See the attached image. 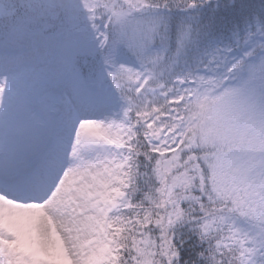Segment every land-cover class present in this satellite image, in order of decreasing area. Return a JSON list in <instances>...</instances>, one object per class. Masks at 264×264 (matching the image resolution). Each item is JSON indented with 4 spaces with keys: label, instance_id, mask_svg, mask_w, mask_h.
<instances>
[{
    "label": "snow or ice",
    "instance_id": "obj_1",
    "mask_svg": "<svg viewBox=\"0 0 264 264\" xmlns=\"http://www.w3.org/2000/svg\"><path fill=\"white\" fill-rule=\"evenodd\" d=\"M0 264H264V0H0Z\"/></svg>",
    "mask_w": 264,
    "mask_h": 264
}]
</instances>
